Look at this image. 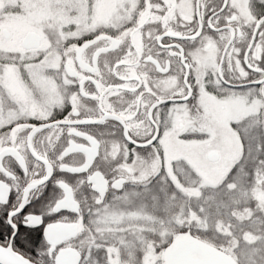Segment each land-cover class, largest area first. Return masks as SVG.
I'll use <instances>...</instances> for the list:
<instances>
[{
  "label": "snow or ice",
  "instance_id": "obj_1",
  "mask_svg": "<svg viewBox=\"0 0 264 264\" xmlns=\"http://www.w3.org/2000/svg\"><path fill=\"white\" fill-rule=\"evenodd\" d=\"M0 264H264V0H0Z\"/></svg>",
  "mask_w": 264,
  "mask_h": 264
}]
</instances>
